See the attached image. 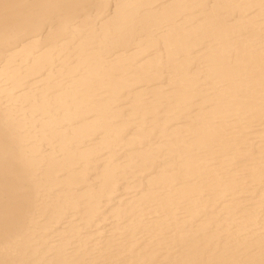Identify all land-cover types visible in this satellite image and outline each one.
<instances>
[{"label": "bare ground", "instance_id": "6f19581e", "mask_svg": "<svg viewBox=\"0 0 264 264\" xmlns=\"http://www.w3.org/2000/svg\"><path fill=\"white\" fill-rule=\"evenodd\" d=\"M0 264H264V0H0Z\"/></svg>", "mask_w": 264, "mask_h": 264}]
</instances>
